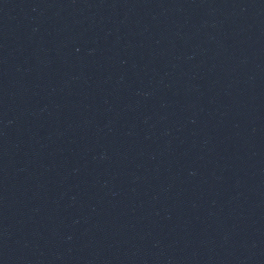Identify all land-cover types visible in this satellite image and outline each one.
<instances>
[{"label": "water", "instance_id": "95a60500", "mask_svg": "<svg viewBox=\"0 0 264 264\" xmlns=\"http://www.w3.org/2000/svg\"><path fill=\"white\" fill-rule=\"evenodd\" d=\"M0 264H264V0H0Z\"/></svg>", "mask_w": 264, "mask_h": 264}]
</instances>
